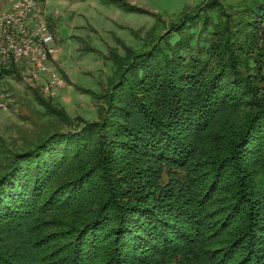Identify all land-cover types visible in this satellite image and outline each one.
<instances>
[{
	"label": "trees",
	"instance_id": "trees-1",
	"mask_svg": "<svg viewBox=\"0 0 264 264\" xmlns=\"http://www.w3.org/2000/svg\"><path fill=\"white\" fill-rule=\"evenodd\" d=\"M126 50L98 121L34 90L45 121L0 142V264H264V0H210Z\"/></svg>",
	"mask_w": 264,
	"mask_h": 264
},
{
	"label": "rangeland",
	"instance_id": "rangeland-1",
	"mask_svg": "<svg viewBox=\"0 0 264 264\" xmlns=\"http://www.w3.org/2000/svg\"><path fill=\"white\" fill-rule=\"evenodd\" d=\"M68 1L70 4L67 2L64 7L59 5L60 0L51 1V11H58L57 34L49 25L55 38L53 45L59 50L53 62L62 85H51V76L36 79L28 68L2 76L0 142L12 146L15 139H22L35 130L34 122L45 121L31 112H43L34 100V90L53 99L72 120L98 121L101 104L93 96L105 93L117 71L112 52L125 58L127 48L141 51L159 20L169 27L185 13L210 0H123L137 10H126L111 0ZM199 31L200 26L193 31L192 49L183 52L186 58L195 56L198 46L206 48L209 44L210 34L200 35ZM177 40L178 36L174 35L173 43ZM44 86L49 87V92ZM23 116L30 117L27 120Z\"/></svg>",
	"mask_w": 264,
	"mask_h": 264
},
{
	"label": "built area",
	"instance_id": "built-area-1",
	"mask_svg": "<svg viewBox=\"0 0 264 264\" xmlns=\"http://www.w3.org/2000/svg\"><path fill=\"white\" fill-rule=\"evenodd\" d=\"M5 1L8 7L0 14V70L12 65L28 68L36 79L51 76V85H62L53 62L59 50L38 1ZM44 90L49 92V87Z\"/></svg>",
	"mask_w": 264,
	"mask_h": 264
},
{
	"label": "crops",
	"instance_id": "crops-1",
	"mask_svg": "<svg viewBox=\"0 0 264 264\" xmlns=\"http://www.w3.org/2000/svg\"><path fill=\"white\" fill-rule=\"evenodd\" d=\"M38 1L40 2L41 6L43 7V11L45 13L47 21H49L48 22L49 25L53 28L54 33L57 34L58 29H57V25L55 22V18L57 16L58 11H56V12L51 11V5H52L51 1H53V0H38ZM67 2L70 4V2L68 0H64V1L60 0L59 5L61 7H64L67 5ZM71 2H72V0H71ZM7 7H8V5H7L6 1L0 0V14L3 13L7 9Z\"/></svg>",
	"mask_w": 264,
	"mask_h": 264
}]
</instances>
